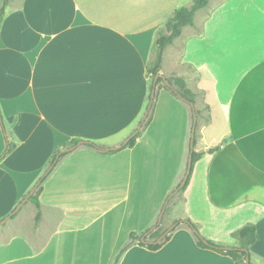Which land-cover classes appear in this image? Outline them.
Segmentation results:
<instances>
[{"label": "crops", "instance_id": "0c3cea01", "mask_svg": "<svg viewBox=\"0 0 264 264\" xmlns=\"http://www.w3.org/2000/svg\"><path fill=\"white\" fill-rule=\"evenodd\" d=\"M192 2H12L0 26V156L6 135L15 148L0 162V221L68 143L105 150L84 144L45 174L41 220L29 199L33 226L24 227L26 203L11 227L5 226L12 217L0 226V264H113L131 234L141 237L156 223L187 170L190 103L158 85L151 122L134 147L110 149L122 146L148 111L159 29ZM238 2L210 1L200 22L194 18L162 52L160 72L184 80L198 116L194 152L202 156L182 194L181 220L190 219L206 241L221 247L236 246L232 233L254 224L258 239L250 259L263 264L264 0L243 9ZM216 123L222 133L212 145L208 136ZM119 264L235 262L199 247L194 232L179 226L159 250L134 244Z\"/></svg>", "mask_w": 264, "mask_h": 264}, {"label": "trees", "instance_id": "16d2710c", "mask_svg": "<svg viewBox=\"0 0 264 264\" xmlns=\"http://www.w3.org/2000/svg\"><path fill=\"white\" fill-rule=\"evenodd\" d=\"M13 1V0H4L3 2V7H2V13L0 14V26L3 22L4 16H5V8L9 5V3ZM209 4V0H194L193 6L190 8H178L176 9L173 14L170 16V18H168V20L166 21V23L164 24L166 27V31L168 33H165V31H163L162 28L159 29L158 33H157V37L153 46V52H155V60L152 66H150L149 68V74H151L152 76V86H151V92L153 90V84H154V80L157 76V74L160 72L161 69V59H162V52L169 46L171 45L174 40L178 37L181 36L182 34V30L183 28H185L186 26H190L194 24V18L196 13L201 10L204 9L207 5ZM169 82L171 83V85L173 86L174 89L168 88L166 86H164V88L170 90L171 92L175 93L174 90L177 91V95H180V97L182 99H184L186 102L188 103H194V95L193 93L187 88L185 82L183 79L179 78V77H170L168 78ZM164 84L163 80L160 78L157 81V86ZM150 100H151V96H150ZM0 118H1V114H0ZM151 122V116L148 117V120L145 124V126L147 127ZM5 131V128H4ZM140 133L134 137L133 139H131L129 141V143L124 147V148H132L134 147L135 143H136V139L139 137ZM79 143V140H73L70 143H68L65 148H70L72 146H75ZM87 146L94 148L98 151H104L105 147L101 146V145H97L95 143H86ZM15 148V144L13 143V141L10 139V137L8 135H6V148L4 150V152L2 153V155L0 156V162L2 160H4ZM61 153V151H58L52 159L51 165L54 163V160L56 159L57 154ZM110 153H112V151H110ZM67 153H61V157L65 156ZM201 154L198 153H193V165L195 164V162L201 157ZM46 177H44L41 180V184L37 189V192L30 198V200L36 205L37 209H38V213L36 216V222L38 223L41 220V212H40V203H39V195L42 192V184L45 181ZM190 180V177H189ZM189 180L186 184V186L183 188V190L178 193V195H182L185 190L188 187L189 184ZM182 180L178 183V185L175 187V189L173 190V192L178 189V187L180 186ZM172 192V193H173ZM168 200V199H167ZM177 224V226L171 231L174 232L179 226H187L189 227L193 232L194 235L196 237V241L199 247L204 248V249H211L213 251H216L220 254L229 256L233 259V261L235 262V264H245V260L246 258L249 256H251V251L250 248L251 246L257 241L258 239V234H257V229L256 226L254 224H247L245 226H243L242 228H240L239 230L235 231L234 233H232L231 237L233 240L237 241V245L232 247V250H224L221 249V246H217L214 243L208 241L210 243L209 245H206L204 243V241L206 239H204L199 231L197 226L190 220V219H185V220H177L175 221L174 225ZM154 231L152 232L147 239L148 242H143L142 241V236H144L145 234H143L141 237L137 236L135 233L131 234L130 236V242L119 252V254L117 255L115 261L113 264H119L123 254L126 252V250L131 247L132 245H139L141 247H146L151 251H157L160 248H162V246L167 243L170 238H171V233L169 235H167L165 237V239L159 243L156 244L155 242L167 231L165 232H161L160 231V226L158 224L153 225L152 227H150L147 231ZM219 247V248H217Z\"/></svg>", "mask_w": 264, "mask_h": 264}, {"label": "rangeland", "instance_id": "374dc122", "mask_svg": "<svg viewBox=\"0 0 264 264\" xmlns=\"http://www.w3.org/2000/svg\"><path fill=\"white\" fill-rule=\"evenodd\" d=\"M13 1H15V0H13ZM13 1H11L10 3H9V5L5 8V14H6V11H7V9L11 6V4H12V2ZM16 1H19L20 2V0H16ZM211 2H212V5L214 6V5H216V4H218V3H220V2H222L223 0H210ZM209 1V2H210ZM239 2H238V4L240 5V7L242 8V7H245L246 8V6L248 5L247 3H251V1L252 0H238ZM3 2H4V0H0V14L2 13V7H3ZM193 3H194V0H193V2L192 3H188L189 5L186 7V8H190V7H192L193 6ZM213 6H211V9H212V7ZM243 9V8H242ZM209 10H210V8L208 9V12H209ZM204 12V10L203 9H201L199 12H197L196 14V17H195V21L197 22V23H199L200 22V17H201V15H202V13ZM244 12H246V13H249L250 11H248V10H244ZM162 29H163V31H165V33H168L167 31H166V27H165V25H163L162 27H161ZM155 59V52H154V54L152 55V59ZM151 79H153L152 78V76H151ZM157 92H158V90H157ZM151 96V95H150ZM156 98H157V93L155 94V98H154V101H153V105H154V102H155V100H156ZM149 116H150V113H149ZM148 116V117H149ZM147 120H148V118H147ZM147 120L145 121V123L143 124V126H142V129H143V127L145 126V124H146V122H147ZM140 124H141V122H139L138 123V125L135 127V131L139 128V126H140ZM141 129V130H142ZM134 131V132H135ZM133 132V133H134ZM221 133H222V125L221 124H219V123H216L215 125H213L212 126V128L210 129V133H209V136H208V142L210 143V144H217V143H219L220 142V140H219V136L221 135ZM133 135V134H132ZM6 139V138H5ZM14 143V142H13ZM6 148V147H5ZM65 149H67V148H65ZM61 153H63V151H61ZM61 153H59V154H57V156H56V159L54 160V161H56L57 160V157H58V155H61ZM61 158V156L58 158V160L57 161H59V159ZM185 173H186V170L184 171V173H183V175H182V178H181V180H183V177L185 176ZM46 174V173H45ZM45 174L43 175V177L41 178V179H43L44 178V176H45ZM38 183V182H37ZM37 183H36V185H37ZM35 185V186H36ZM34 186V187H35ZM33 187V188H34ZM37 192V191H36ZM35 192V193H36ZM170 197V196H169ZM168 197V198H169ZM168 201V200H167ZM166 201V202H167ZM23 202L24 201H22L21 203H20V205H22L23 204ZM166 202H165V205H166ZM19 205V206H20ZM34 204L32 203V202H28V203H26L25 205H24V207L22 208V212L21 213H23L24 215H25V220H24V227L27 229V228H29V227H31V226H33L34 225V215H35V208H34V206H33ZM164 205V206H165ZM18 206V207H19ZM169 206V208L168 209H166V211H165V213H164V216H163V220H162V223L159 225L160 226V231L161 232H165L166 230H168L171 226H173L174 225V223H175V221H177V220H181V218H182V210H183V198H182V195H180V196H176L174 199H172V202H170V204L168 205ZM164 208V207H163ZM163 210V209H162ZM161 212L162 211H160L159 212V214L157 215L158 217H157V219H156V223L155 224H158V221H159V218H160V214H161ZM7 218V217H6ZM5 218V219H6ZM14 218L12 217L11 219H10V221L8 222V224L5 226V227H11V225L13 224V220ZM4 220V219H3ZM2 220V221H3ZM2 221H0V223L2 222ZM154 224V225H155ZM2 229V228H1ZM149 237V236H148ZM147 237V238H148ZM250 264H255L254 262L252 263L251 262V259H250ZM264 264V263H263Z\"/></svg>", "mask_w": 264, "mask_h": 264}, {"label": "water", "instance_id": "95a60500", "mask_svg": "<svg viewBox=\"0 0 264 264\" xmlns=\"http://www.w3.org/2000/svg\"><path fill=\"white\" fill-rule=\"evenodd\" d=\"M160 78L163 80V83H164V85H165L166 87L171 88V89H174L173 86L171 85V83L169 82V80L167 79V77H166L165 75H163L161 72H159V73L157 74L155 80H154L153 90H152V92H151V100H150V105H149V107H148V111H147L146 115L144 116V118H143V120H142V122H141L139 128L133 133V135H131V136L125 141V143H124L122 146H119V147H113V148L110 149L111 151H117V150L123 148L124 146H126V145L129 143V141H130L131 139H133L134 137H136V136L139 134V132H140L141 129H142L143 124H144L145 121L147 120V118H148V116H149V113H150V111H151V108H152V105H153L152 103H153V101H154L155 94H156L157 81H158V79H160ZM174 92L177 93L176 90H174ZM177 94H178V93H177ZM178 96L180 97V95H178ZM190 105H191V107L193 108V111H194V124H193V129H192L191 153H190V156H189V159H188L187 170H186L185 176H184V178H183V180H182L180 186L178 187V189H176L173 193H171L170 197L168 198V201L166 202V205L164 206V208H163V210H162V212H161V214H160V218H159V221H158V225H160V224L162 223L163 216H164V213H165V211H166V209H167V206H168V203H169L170 199H172L175 195H177L178 193H180V192L183 190V188L186 186V184H187V182H188V180H189V177H190V175H191V173H192V168H193V152H194L195 133H196V127H197L198 116H197V114H196V110H195V106H194V104H193V103H190ZM84 144H86V142L81 141V142H79L77 145H75V146H73V147H70V148L66 149L63 153H69V152H72V151L76 150L78 147H80V146H82V145H84ZM60 156H61V155H58L57 160H58V158H59ZM57 160L54 161V163L52 164V166L48 169L46 175H47L48 173H50V171H51V170L53 169V167L56 165V163L58 162ZM46 175H45V176H46ZM40 184H41V180L38 181L37 185H36V186L33 188V190L30 192V194H29L28 197L24 200V202H23L22 205H24V204H25V203H26V202H27V201H28V200H29V199L35 194V192L37 191V189H38V187L40 186ZM22 205H20L19 207H17L16 210L13 211V213H11L6 219H4V220L0 223V226L3 225V224H5V223H6L11 217H13V216L19 211V209L22 207ZM176 226H177V224L171 226V227H170V228H169V229H168V230H167V231H166V232H165V233H164V234H163V235H162V236H161V237L155 242V243H156V244L161 243V242L165 239V237H166L167 235H169V234L171 233V231H172ZM152 231H153V230H152ZM152 231L146 233V234L142 237V241H143V242H148L146 238L151 234ZM204 243H205L206 245H209V246H210V243H209L208 241L205 240ZM217 248H219V247H217ZM221 249H224V250H232L233 248H232V247H221ZM245 264H250V257H249V256L246 258V260H245Z\"/></svg>", "mask_w": 264, "mask_h": 264}]
</instances>
